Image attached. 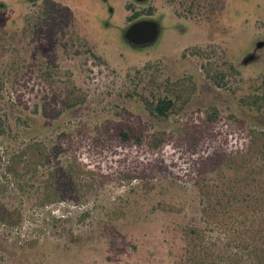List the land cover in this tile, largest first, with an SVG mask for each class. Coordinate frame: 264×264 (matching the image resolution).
I'll use <instances>...</instances> for the list:
<instances>
[{
    "label": "rangeland",
    "instance_id": "1",
    "mask_svg": "<svg viewBox=\"0 0 264 264\" xmlns=\"http://www.w3.org/2000/svg\"><path fill=\"white\" fill-rule=\"evenodd\" d=\"M260 42L264 0H0V264H254Z\"/></svg>",
    "mask_w": 264,
    "mask_h": 264
},
{
    "label": "trees",
    "instance_id": "2",
    "mask_svg": "<svg viewBox=\"0 0 264 264\" xmlns=\"http://www.w3.org/2000/svg\"><path fill=\"white\" fill-rule=\"evenodd\" d=\"M49 9L52 12H57L53 5H51ZM137 15L138 14L133 16L132 20L136 19ZM81 101H83V98L76 99L74 102L69 104V106L74 105V104L81 102ZM173 108H174V102L172 100L161 99V100H158L154 106L149 107V111L152 115H154L158 118H166ZM57 113L58 112H56L55 115H57ZM3 134H4V126H3V120L0 116V136H2ZM122 135L124 138H126L128 136V134L125 133L124 131H122ZM140 136H141L140 134L137 135V142L139 141V143L141 142ZM263 200H264V192H263ZM263 212H264V208H263ZM0 220L2 222L9 224V225H13L14 223H16V222L11 221V220H6L3 217L0 218ZM251 241H253V244L252 243L249 244L250 243V237H249V241H245L249 245H251V249L249 251V256L253 260L254 264H262V263L264 264V216H263V232L261 231V233H259V231H257V232L254 231L253 236L251 237ZM247 247H248V245H246L245 248H247Z\"/></svg>",
    "mask_w": 264,
    "mask_h": 264
},
{
    "label": "water",
    "instance_id": "3",
    "mask_svg": "<svg viewBox=\"0 0 264 264\" xmlns=\"http://www.w3.org/2000/svg\"><path fill=\"white\" fill-rule=\"evenodd\" d=\"M143 2L145 0H135ZM159 36V26L152 20H139L130 24L123 33V39L132 47H142L154 43Z\"/></svg>",
    "mask_w": 264,
    "mask_h": 264
},
{
    "label": "flooded vegetation",
    "instance_id": "4",
    "mask_svg": "<svg viewBox=\"0 0 264 264\" xmlns=\"http://www.w3.org/2000/svg\"><path fill=\"white\" fill-rule=\"evenodd\" d=\"M199 3V2H198ZM196 8V7H195ZM196 10V9H195ZM194 10V11H195ZM188 11H189V9H188ZM187 11V12H188ZM190 12V11H189ZM159 36H160V33H159ZM159 36H158V38H159ZM155 43V42H154ZM154 43H152V45L154 44ZM150 46H151V44H149ZM264 45V42H260L259 44L257 43L256 44V48H260L261 46H263ZM129 46H132V45H129ZM256 58V56H255V54L254 53H251V54H249L248 56H247V58L245 59V61H248V60H254ZM244 61V62H245Z\"/></svg>",
    "mask_w": 264,
    "mask_h": 264
}]
</instances>
